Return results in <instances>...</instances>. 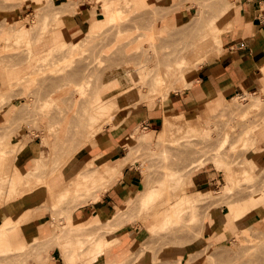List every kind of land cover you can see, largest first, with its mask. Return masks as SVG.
I'll use <instances>...</instances> for the list:
<instances>
[{
  "label": "rangeland",
  "instance_id": "obj_1",
  "mask_svg": "<svg viewBox=\"0 0 264 264\" xmlns=\"http://www.w3.org/2000/svg\"><path fill=\"white\" fill-rule=\"evenodd\" d=\"M235 1L237 0H175L173 6L163 8L158 0H145L144 2L141 0H27L30 9L28 11L29 17L25 21L26 28H30V37L19 40L11 39L14 46L10 45L11 47H9L11 41H7L0 35V46H4L3 49L0 47L2 52L0 53V61L4 63L0 64V78L2 79L3 75L7 76L8 70L19 72L16 77L9 79L5 88L0 91V179L1 184L10 182V178H4L1 173L8 172L11 174L13 172L18 153L26 145L24 142L12 145L17 141V134L25 133L29 136L28 140L36 141L42 145L41 157L45 155L48 158L47 165L45 167L44 163L39 165L36 176L34 175L33 179L32 176L30 178L32 181L28 179L27 182L26 180L27 183L30 181L27 184L29 187L19 188L18 192H21L22 196L32 192L34 195H39L37 197L40 199L33 207L36 213L33 221L30 222H34L40 216L44 217L47 211H51L53 237L43 243H41L42 239L40 241L34 240L31 247L14 252L9 248L8 238L11 234L9 232L7 237L3 236L0 243V264H40V261L48 264L51 260L58 259L59 254L63 256L66 264L69 263L68 261L70 264H101L106 251L101 253L99 258L93 241L108 238V235H113L115 230L126 226H131L139 231L134 238L141 233L142 229L148 232L145 246H141L140 250L138 249L126 264H178L179 260L184 264H264V213L262 210L264 200H261L255 212H250L240 222L227 225V211L230 205L243 203L264 195V105L258 113L249 118L223 113L222 110L205 111L206 105L194 107L191 111H180H194L196 119L190 126L178 127L179 130L174 129L175 133L173 132L171 137L168 136L170 138L167 137L161 141L158 135L161 132L162 119L153 128L138 125L137 137L146 135L152 137L150 146H143L138 150L142 178L139 189L147 183L149 185L150 182L151 187H159L165 175L170 172L175 176L171 179L173 182L175 179L178 180L176 177L184 178L185 182L187 178L190 180L191 177L194 180L193 184L189 183L187 186H181V188L179 186L177 191L180 189L182 191L179 192L180 194L172 188L178 181L172 184L170 180V185L173 186H170L169 189L168 183V187L165 185V188L167 187L166 190H169L167 197L171 200L162 196L163 205L159 203L158 214H150L149 209H143L138 204L127 208L121 217L113 222L111 228L91 229L87 228V223L84 222L82 232L70 233L69 229L73 227L72 225L77 226L74 212L78 207L84 205L85 196L73 184L68 190H61L76 175L69 178L66 184L59 185L55 182L59 179L58 176L65 166L86 146L83 140L87 133H84L85 136L82 140H80L82 135L77 134L85 112L88 111L90 103L95 99L94 94L97 92V86L103 84L104 81L108 82L106 79L108 75L111 76L116 71H121L116 80L113 79L108 82L110 85V83L119 81V86L107 98L118 96L119 106L123 112L119 113L116 118L117 121L115 118L112 119L113 123L110 122V119L105 120V126L100 133L108 128H115L113 124L121 122L122 117H124L122 120L124 122L128 116L126 110L132 111L136 107L151 109L150 104L153 105V100L155 108L164 104L165 100L162 99V95L157 94L154 96L155 99L149 95L151 88L155 89L153 82L157 78L154 65L157 62L164 65L173 61L178 51L199 37L201 30L207 26L210 19L220 15ZM82 2L95 4L102 2V15L99 16L98 21H103L107 4L119 9L116 12L118 17L111 22L98 24L94 29L89 30L86 36L78 40L72 41L69 38L68 41L65 39V43L56 46V43L64 41L63 37H59V39L58 36L67 29L63 16L65 19L66 17L70 20L77 19L79 5ZM18 9L15 0H0V14L15 13ZM177 11L184 12L185 17L175 24H168L167 16ZM2 19L4 17L0 16V23ZM9 21L15 22L12 19ZM229 21L230 18H221L218 25L229 29L231 28ZM17 23H19L17 26H25L23 22ZM41 23L44 25H41L43 29L39 35L41 30L38 29L39 32H36L33 28ZM224 23L227 24L224 25ZM16 24H0V33L1 29H15ZM165 25L169 26L170 31L164 29ZM151 33L158 34L159 37L153 38V40L150 37ZM39 38H42V41ZM151 41H157V43L152 44ZM14 42L19 47H16L17 44L15 45ZM142 48H146V50L144 51ZM221 49L219 45H213L206 49L203 58H201L203 61L192 69H186L184 71L185 76L192 70L216 60ZM34 51L35 54L41 55L35 56ZM142 60L150 62L142 63L144 72L141 73L140 70L137 72L140 77H137L138 82L135 83L130 79L128 71L135 68L134 65L137 66ZM127 64L128 66L125 67ZM144 67L153 69L151 78L155 76L154 80L149 79L151 75L148 73L152 70H145ZM160 67L163 68L164 66ZM162 68H158V73H161L159 70ZM154 73L155 75H153ZM142 74L150 76H141ZM262 74L261 68V74L258 76L260 88L253 94H259L264 98V74ZM142 77L145 80L148 78V83L152 82L154 86L149 84L151 85L149 88L146 81L142 82L146 85L140 83V78L144 80ZM182 80V78H177L175 81L176 89H168L169 86H167L165 90L162 89L161 91L166 92L168 90L171 96L181 88ZM139 87H142V92ZM185 87H189V85L186 84ZM125 88H131V90L120 95ZM157 91L159 92V90ZM157 91L154 95L158 93ZM148 96L152 100H149ZM142 97L144 100L140 101ZM132 104L133 106H131ZM7 109L10 110L9 116L5 119L1 118L2 111ZM175 112L178 113L179 111ZM121 114H123L122 117H120ZM203 129H207L209 133H203ZM188 130H192L190 136L186 132ZM249 130H253L252 133L254 136L256 135L255 138L258 137L257 140L253 138L252 141L251 138H243V134ZM150 133L152 136H149ZM225 133L228 136L227 139H223ZM129 136L128 143H134L135 139L133 140L131 135ZM249 137H253L252 134ZM126 142L124 141L125 154L128 151ZM151 148L155 150V154L151 153L153 150ZM163 149H165L167 157L162 154ZM163 158H167L166 161ZM250 161L256 162L257 164L253 163L256 166L259 165L255 168L256 170L246 174L239 173V169L249 168L247 164L246 167L242 164L247 162L250 164ZM89 168L91 170V165L88 162L81 172H87ZM45 169L48 173H45ZM206 171L218 176L216 185L196 184L195 176ZM172 174L170 173V175ZM182 175L183 177H181ZM189 175L191 176L187 177ZM17 178L23 179V175L13 177L11 181H15ZM183 180L179 182L181 183ZM114 183H104L101 190H107ZM32 184L34 185L31 186ZM175 188L177 189V187ZM226 188L230 189L228 195H223L224 198L223 196L218 197ZM42 190L43 192H40ZM174 191L180 198H182V193L192 194L199 191L204 194L210 192V194H206L209 195L208 198L201 201L199 206L197 203L195 209L191 210L195 206L194 204L191 205L190 211L196 213L194 219H189L190 216L179 218L175 215L172 222L163 223L167 215L166 211L169 208V210H174L180 206L176 205L180 198L177 199L176 195L173 196ZM163 193L166 195L167 192ZM5 195L6 197H4ZM14 195L0 192V204L4 202L3 206L8 203L6 202L7 198H12ZM91 201L90 199L86 203ZM260 205L262 206L260 207ZM187 209L186 206L180 211ZM212 213L215 216L223 215L222 218L218 219V223L216 221V225L212 223V227L209 226L212 228L213 234L221 231L220 228H217V224L224 225L225 229L228 228L222 242L219 241L220 239L201 241V238H204L208 232L206 228H208V220H210ZM260 213L263 214L258 217ZM256 219L258 221L252 224L254 223L252 221ZM44 221L45 218L41 222ZM154 221H157L161 228L151 231L150 228ZM23 225L19 226V229ZM194 243L196 245H193ZM190 244H192L191 247H188ZM55 249H57L56 255L53 254ZM184 252L187 254L185 255ZM37 253L42 254L39 260L36 259ZM68 254L71 255L69 260H67Z\"/></svg>",
  "mask_w": 264,
  "mask_h": 264
},
{
  "label": "crops",
  "instance_id": "obj_2",
  "mask_svg": "<svg viewBox=\"0 0 264 264\" xmlns=\"http://www.w3.org/2000/svg\"><path fill=\"white\" fill-rule=\"evenodd\" d=\"M15 1L19 9L15 13L0 14V16L4 17L0 24L23 22L26 26L25 20L29 17V4L27 0ZM141 1L144 2L145 0ZM158 2L163 8H169L175 4V0H158ZM101 9L102 2L98 4L82 2L79 5L77 19L70 20L68 17L65 19V16H63V21L67 28L63 32H67L72 41L86 36L92 21L100 19L99 16L102 15ZM184 17V12H173L167 16L168 24H175V22H179ZM9 19L15 22L12 23ZM228 23L231 25V28L225 30L222 34L223 46L216 60L189 72L186 75L185 82L181 83V88L171 96L169 95L170 98L165 99L164 104L159 107L155 108L154 106V109L136 107L132 111L126 110L128 116L125 118V121L120 124L116 122V128H108L90 140L72 158L70 163L65 166L60 176H58L59 179L55 182L59 185L66 184L69 178L77 175L96 156H102L104 159L111 160L112 162L121 159L125 155L126 150L124 141L138 125L153 128L158 125L161 119L163 120L162 117L166 114H187L189 112L180 111H191L193 110L192 108L201 105L207 106V104L215 100H229L238 95L256 93L260 88L258 76L261 74V68L262 71L264 68V0H242L239 3L237 13L230 17ZM226 24L224 23V25ZM18 73L16 70H8L7 76L3 75V78H0V90L5 88L9 77L13 79ZM186 84L189 87H185ZM175 111L179 112L176 113ZM9 114V109L3 110L1 118L5 119ZM17 135V141L12 143V145L21 142H24L26 145L18 153L13 172L11 174L5 172L11 178H16L19 175H23L24 177L28 172L34 170L42 152V145L36 141L28 140V135L25 133ZM217 177L216 174L206 171L203 174H197L195 182L198 185H216ZM141 179V171L138 164L125 168L121 176L111 187L101 194L99 199L84 204L75 210L74 216L77 219V223L83 224L95 217H99L100 220L105 222L117 207L123 206L126 199L139 189ZM9 189L10 186L7 185L6 194L9 193ZM40 192H43V190ZM33 193L24 196L19 194L11 199H7L6 202L8 203L5 202L6 204L3 206L4 202L0 204V228L8 226L10 223L22 221L21 224L16 225L10 230L11 234L8 238V244L13 249L31 247L34 240L40 241L42 239L41 243H43L53 237L51 211H47L44 217L40 216L34 222H30L33 221L32 219L36 213L33 207L40 199V197H37L39 195H34ZM262 210L264 213V207ZM263 213L258 214V217ZM222 216V214L217 216L213 213L211 214L210 220H208V228H206L208 232H206L204 238H201V241H206L207 239L210 241L216 239H220V242L224 241V234L227 232L226 229H228H225L224 225L217 224V228L221 229L219 233L213 234L211 232L212 223L216 225V221L218 223V219L222 218ZM44 218L45 221L41 222ZM257 221V219L253 220L252 222L254 223L252 224H255ZM27 222L30 223L25 224ZM21 225L23 227L19 229ZM137 233H139L137 229L126 226L115 230L113 235H108V240L112 241L116 237L120 240L121 244L120 248L117 245L112 247L113 249L104 254V258L108 261L119 258L132 244L134 236ZM191 245L188 247H191ZM193 245L196 244L194 243ZM185 252L187 251L185 250ZM185 252L184 254L186 255L187 253ZM53 254H57V249L53 250ZM57 257L58 259H53L48 264H66L63 256L59 254Z\"/></svg>",
  "mask_w": 264,
  "mask_h": 264
},
{
  "label": "bare ground",
  "instance_id": "obj_3",
  "mask_svg": "<svg viewBox=\"0 0 264 264\" xmlns=\"http://www.w3.org/2000/svg\"><path fill=\"white\" fill-rule=\"evenodd\" d=\"M238 1L239 0H237L234 3H232L231 5H229L226 9H224L222 11V13L220 15L210 19V21H208L207 26H205L201 30L199 37L194 42L190 43L189 45H185L180 51H178L177 56H175V59L173 61L168 62L167 64H164V65H162V63L157 62L158 65H157V63L154 65L155 66L154 72L157 71L156 72L157 75H155V73L153 74L157 78H155V76H153V78H151L152 77L151 73H153V69H151L152 68L151 66H149L151 68L144 67L145 70L146 69L147 70L149 69V71L152 70L151 72L146 71L147 73L149 72L148 74H150L151 76L148 74H146V75L142 74L141 76L144 75L146 77L148 75V76H150L149 79H151V80H154V78H155V81L153 82L155 84V86L152 85L153 84L152 82L148 83L149 82L148 78H146L148 81L145 80L144 77H142V78H144V80H142L141 78L139 79L140 83L146 81V83H148L147 84L148 87L151 85L155 87V89H152L151 87H149V88H151V91H149L150 92L149 95L151 96V98H154V96H157V94H160L163 96L162 99L163 98H164V100L167 99L170 91L167 90L166 92H163V91H161L162 89L165 90L167 88V86H169L168 89H171V88L176 89L177 86L175 85V81L177 80V78H182L183 79L182 81L185 82L186 76H185L184 71L186 69H189V68L192 69L197 64H199V62L201 63V61H203L201 58H203L204 51L206 49H208L209 47H211L213 45H219L220 49L222 48V46H223L222 34L227 29L220 27L218 25V21L221 18L222 19L223 18H230L233 15H235L237 13V9L239 6ZM118 11H119V9L113 8V5L107 4V7H105V12L103 15V21H98V20L92 21L89 30L94 29L98 24L113 21L114 19H116L118 17V15L116 14V12H118ZM120 13H121V11L119 12V14ZM43 23L39 24L40 26L37 25L33 28V30L36 32H39L38 29L41 30V32H39V35H40V33H42L43 26H41V25H44ZM18 24L19 23H17L16 26ZM8 29L9 28L3 29V30H5L4 32L1 29V33H0V35L3 36L2 38H6L7 41H11V39H16V40L27 39L30 37L29 29L26 28V26L21 25V26H17L15 29H11V30H8ZM164 29L170 31L169 26L165 25ZM59 37H63L64 41L56 43V46L61 44V43L62 44L65 43V39H67L69 41V38H70L68 36L67 32H63L60 36H58V38ZM150 37H152L151 39H153V38L156 39L159 36H158V34L151 33ZM58 38H56V39H58ZM16 40H15V42H18ZM39 40L42 41V38H39ZM12 42L13 41L10 42L11 44H9V47H11L10 45H12ZM15 42H14V44H15ZM151 43L155 44V43H157V41H155V42L151 41ZM152 44H150V45H152ZM74 45H76V43H74ZM12 46H14V45H12ZM56 46L54 45L55 48H56ZM156 46H157V44L155 45V47ZM0 47L2 48L4 46H0ZM16 47H19L18 44L16 45ZM152 49H153V47H152ZM143 50L145 51L146 48H144ZM138 51H141V50H138ZM0 53H2L1 49H0ZM40 55L41 54H39L38 56H40ZM143 61H146V60H142V62H140V64H138L137 66L134 65L135 68H133L131 71L130 70L128 71L130 79L135 83L138 82L137 77L138 76L140 77V74H138L137 72L139 70L141 71V73L144 72L142 70V68H143L142 63L148 62V61H146V62H143ZM157 61H160V60L157 59ZM1 63L4 64L2 61H0V64ZM159 64H161V65H159ZM129 65H130V63H129ZM156 65L159 67H157ZM127 66H128V64L125 67H127ZM160 66H164V67L162 68ZM156 68H157V70H156ZM158 68H162L159 70V72H161V73H158ZM120 74H121L120 70L116 71L114 73V75L110 74L111 76L108 75V77L106 79L108 80V82H110L113 79L116 80V78H118V75H120ZM263 74H264V68H263ZM9 79H12V78L9 77ZM108 82L104 81L103 84H99L97 86V92L94 94L95 99L90 103L89 108L87 109L88 111L85 112L82 123L79 125L80 129H79V132L77 135H82V138L80 140H82L83 136H85L84 133H87L86 137L83 140L84 144H87L91 139H93L95 136H97L101 132V130L105 126L104 125L105 120L108 121L107 119H110L111 120L110 122H112L113 118L116 119L117 116H119V113L123 112L122 109H120L121 107L119 106L118 96H115V97H112L109 99L107 98L113 91L118 89L119 81H115L113 83H110V85L108 84ZM142 84L146 85L145 83H142ZM149 84H151V85H149ZM134 85H136V84H134ZM139 88L142 92V87H139ZM130 90H131V88H125L124 91H122L120 93V95L126 94ZM157 90H159V92H162V93H159ZM155 91L158 92V93H156V95H154ZM145 95H142V96H145ZM150 96H148V98H150ZM148 98H147V102L149 100H152L151 98L148 100ZM141 100H144V97H142V99H140V101ZM156 100H158V99H156ZM153 102H154V100H153ZM153 102H152L153 105L150 104L151 102L149 103L150 107L152 106L151 108H154ZM263 105H264V98L262 96H260L259 94H245V95L235 96L234 98L229 99V100L222 99V100L212 101L209 104H207L205 111L222 110L223 113L233 114L236 116L240 115L241 117L249 118L252 115L258 113L259 110H261ZM131 106H133V104ZM122 116H123V114L120 115V117H122ZM123 119H124V117L121 118V122ZM194 119H196L194 116V112H189L187 114H182V115L166 114L163 117V121H162L163 124H162V128H161V132L158 135V137H160L159 140L160 141L164 140L169 135L171 137L173 132L175 133L174 129H176V128H177V130L180 129L178 127L182 128L183 126H190V124H192ZM119 122H117V123H119ZM228 123H230V122L228 121ZM116 126H117L116 124H113V127L116 128ZM138 131H139V126L135 127L133 129V131L129 134V135H131V138L133 140L135 139L134 143H130V144L128 143L127 140L130 137L129 135L125 139V142L127 141L126 145L128 146V148H127L128 151L126 152V154L121 159H119L116 162H112L111 160L108 161V160L104 159L102 156H98V157L96 156L94 159L89 161V164L91 165V170L89 168L87 170V172H85V171L81 172L80 171L81 174L80 173L77 174L73 179L70 180L69 184L66 187L62 188L61 190H68V188L71 187V185L73 184L77 187V190L82 191V194L85 196L83 204H87L86 202H88V200H90V199L92 201H96L97 199H99L101 194L104 192L101 190V187L103 186V184L115 182L121 176L122 171L125 168L130 167L132 165H136V164L139 165L140 164L139 163L140 158L138 156V150H140L143 146H150L152 144V137H147V135L137 137L136 134ZM191 131L192 130L186 131L189 134L188 136L191 135ZM202 131L205 134L209 133V131L207 129H203ZM81 132L83 134H80ZM252 132H253V130H249V131L245 132V134H243L244 135L243 138H245V139L251 138L252 141H253V138L255 140H257L258 137L255 138L256 135L254 136ZM251 134L253 137H249V135H251ZM149 136H152L151 133ZM170 137H168V138H170ZM223 137H224L223 139L228 138L226 133L223 134ZM45 143L48 144L47 142H45ZM153 148H151V149H153ZM12 150H14L13 147H12ZM157 150H158V148H157ZM151 153L155 154L156 152L153 149L151 151ZM162 154L164 155V157H167L165 149L162 150ZM163 159H164V161H166L165 159H167V158H163ZM5 160H6V158H5ZM47 161H48V158L45 155L42 156L40 159H38V162H37L35 169L28 172L27 176L23 177V179L17 178V179H15V181H11V179H13V178L8 177L6 174L1 173L2 175H4V178H6V177L10 178V180H9L10 182H5V183L1 184V179H0V192H4L6 194L5 190L7 189V185H9L10 189H9L8 195L9 194H15L14 196L19 195L21 192L19 193L18 189L19 188H26V186H28L27 184L30 183V181H29V183H27L28 179L32 181V179L34 178V175L36 176V173L38 171V166L44 163V167H45L47 165ZM251 162L252 161L249 162L250 164H248V162L243 163L242 165H244V167H246V164H247L249 166V168H244V169L241 168V170L239 169L238 172L241 174L242 173L246 174V173H250V172L255 171L256 170L255 168H257L259 165L256 166V164H257L256 162H254V161L252 163ZM253 163H256V164H253ZM44 171H46L45 173H48L47 169H45ZM2 172H4V171H2ZM170 173L172 174V172H170ZM170 173H167L165 175V178H163L159 187L158 186L157 187H155V186L151 187L150 180L147 179V180H149L148 182H150L148 185L147 181H145V179H143L144 182L147 184L144 185L139 190L135 191L134 194L130 195L129 198L126 200L125 204L121 207H117L115 209V211L112 214H110V216L107 218V220L105 222L100 220L99 217H95V218L86 222L87 228L96 229V230H98L100 228L102 229V227L106 228V229L111 228V226L113 225V222H115L117 219H119L121 217V214L127 208L136 206L138 204H139V206L143 207V209H149L150 214H158V208L160 207L159 205L160 204L163 205V203H162L163 200L161 201L162 196H166V197L169 196L168 195L169 190H166V188L168 187L167 186L168 183H169V189H170V186H173V185H170L171 184L170 182L172 181L171 179H173V177H175V176H173V174L170 175ZM31 176H32V179H30ZM190 176L191 175H189L187 177H190ZM181 177H183V175ZM146 178H148V177H146ZM176 178L178 180L175 179L174 180L175 182L176 181L179 182L180 180L184 179V178H180V177L179 178L176 177ZM26 180H27V182H26ZM188 180L189 179L187 178L186 182H188V183H186L183 180L184 183H182L183 182L182 181L181 182L182 184L180 182L175 183L172 181V184L175 183V187H177V189L175 187H172V188H174L177 191L179 186L181 188V186H187V184H189V183H192V184L194 183V180L192 177L190 178L191 181L190 180L188 181ZM24 184H26V185H24ZM183 184H185V185H183ZM33 185L34 184H32L31 186H33ZM165 185L167 186L166 188H165ZM176 185H178V186H176ZM182 190H184V188H182ZM229 190H230L229 188H226L224 191H222V195H219L218 197L221 198V196H223V195L224 196L226 194L228 195ZM57 191H60V190H57ZM22 192H24V191H22ZM54 192H56V191H54ZM163 192H167L166 195H164ZM177 192L181 193L182 191L179 189V191H177ZM53 193H51V194H53ZM182 194L184 195V196L182 195V198L178 197L176 192L173 194V196L176 195L175 197H177V199L180 198V200H178L176 203L177 206L178 205H180V206L178 208L176 207L177 208L176 209V208H174V206H175V204H174L173 205L174 210L173 209L169 210L170 209L169 208L166 211L167 215L165 217V220H163V223L172 222L173 221L172 218L175 215L179 218H183L185 216H188V217L190 216L189 219H194L196 217V213L190 211V209L192 208L191 205H193V204L195 205V206H193V208L191 210L195 209V207H197L196 204L199 203V204H197L199 206L200 203H202L201 201H204L208 198L209 195H206V194H210V192L204 194L202 192L197 191V192L192 193V194H189V193H187V194L182 193ZM14 196H12V198ZM224 196H223V198H224ZM4 197H6V195ZM166 197H163V198H166ZM175 197H172V198L176 199ZM167 198H168V200H171V198L170 199H169V197H167ZM9 199H11V198H9ZM168 200H164V201L169 202ZM261 200H264V195H260L259 197H256L252 200L244 201L243 203H236V204L230 205L228 208V211H227V215H228L227 225L234 224L235 222H240L247 215H249L250 212H255L256 208L259 207ZM262 204H264V203H262ZM157 205H158V207H156ZM184 205H186L188 207V209H187L188 211L186 210L187 212L186 211H180L182 208L186 207ZM261 206L262 205H260V207ZM21 222L22 221L20 220L19 223L17 222L18 224L17 223H10L8 226L1 227L0 228V243L3 240V236H6L10 232V230L13 229V227L21 224ZM76 224H77V226L74 224V225H72L73 227L69 229L70 233L77 234V233H80L84 230V229H82V227H84V225L78 224V223H76ZM160 228H161V226L158 225V222L154 221V222H152V226H151L150 230L156 231ZM147 237H148V232L146 230L142 229L141 233L137 237L134 238L132 244L119 258H117L116 260H111V261H108L104 258L101 260V264H105V263H108V264H126V262L129 261L136 254V252L138 251V249L141 246H145L146 241H147ZM93 244H95L96 251L99 253V258H100L101 253H103L105 251L108 252L109 250L113 249L112 247H114V245H117L119 247L121 243H120V240L116 237L113 238L112 241L108 240V238L105 237V239L104 238L100 239V240L95 239L93 241ZM9 248L11 251L17 252L20 250L27 249L28 247L14 248L13 249L9 245ZM11 253H13V252H11ZM41 255H42L41 253H37L36 259L39 260L41 258ZM70 256L71 255L68 254L69 258L67 260L70 259ZM112 256H114V255H112ZM68 262H69L68 264H70V261H68ZM39 263L45 264V263H41V261ZM178 264H184V263L179 260ZM190 264H192V263H190Z\"/></svg>",
  "mask_w": 264,
  "mask_h": 264
}]
</instances>
